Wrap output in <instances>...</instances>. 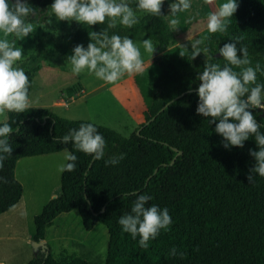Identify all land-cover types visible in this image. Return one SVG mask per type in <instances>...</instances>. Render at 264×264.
<instances>
[{"label":"trees","instance_id":"trees-1","mask_svg":"<svg viewBox=\"0 0 264 264\" xmlns=\"http://www.w3.org/2000/svg\"><path fill=\"white\" fill-rule=\"evenodd\" d=\"M53 2L32 0V6ZM174 2L165 0L168 7ZM236 3L238 9L229 19L226 32L206 31L196 38L204 41L201 46L209 55L195 69L179 55L163 52L172 43V33L162 7L160 15L149 13L146 36L157 52L154 63L164 71L153 86L152 104L144 113V122L127 137L90 121L63 118L47 108L7 112L0 126L8 123L13 128L8 136L12 154L0 169V177L6 181L0 182V214L22 197L23 187L15 176L19 159L67 150L77 156L76 168L60 173L59 193L34 215L33 241L45 239L46 229L58 215L76 210L85 230L96 223L105 226L108 240L104 264H264V177L255 175V183L247 180L255 166L249 149L259 150L254 136L244 141L243 147L226 149L223 138L214 131L215 123L196 113L198 76L205 64H222L218 49L225 43L241 37L237 48L247 47L252 66L259 62L264 68V0ZM190 9L205 17L206 0L193 1ZM105 29L109 36L138 37L136 26L108 29L106 18L103 24L79 23L75 31L58 40L55 49L71 56L75 46L87 48L92 32ZM257 82L264 84V75L257 73ZM249 111L264 134V116L260 115L264 110ZM82 123L94 124L104 137L101 160L76 151L71 142H56ZM121 154L124 158L117 165H105ZM133 193L151 196L146 207L155 204L167 208L172 219L169 229L161 230L147 249L140 248L139 237L134 240L118 223L120 216L130 213ZM172 248L177 251L175 256L170 254ZM29 264L92 263L73 253L54 257L48 252Z\"/></svg>","mask_w":264,"mask_h":264},{"label":"clouds","instance_id":"clouds-1","mask_svg":"<svg viewBox=\"0 0 264 264\" xmlns=\"http://www.w3.org/2000/svg\"><path fill=\"white\" fill-rule=\"evenodd\" d=\"M211 2V0H206ZM163 0H137L136 7L153 15H160ZM173 18L169 24L176 29L180 20L177 13L185 12L191 7L190 0H175L169 5ZM236 0H226L215 12L208 15L207 30L209 33L226 32L228 21L237 11ZM32 12L27 0H0V116L6 112L23 113L30 108L28 95L29 80L22 68L14 67L22 58V50L16 47L17 40H9V36L18 39L29 36L34 31L31 23H25L24 18ZM51 12L57 20H75L86 25L103 24L109 18L108 29H114L117 21L127 28L138 23L134 10L127 0H54ZM191 17L187 22L191 21ZM51 21H49L50 23ZM241 37H235L218 49L220 56L227 62L220 64H205L198 76L197 95L199 103L196 113L204 118H210L209 123H215L214 131L223 138V147H243L244 141L254 136L258 151L249 149V155L255 159V166L249 170L247 180L255 183V175L264 177V134L260 132L261 125L249 109L264 110V84L257 82V73L264 75V68L257 62L252 66L248 48H237ZM91 42L87 48L83 45L74 47L73 54L68 57L71 71L79 75L85 70L105 83L113 84L122 76L141 71L143 60L140 48L129 37L119 35L109 36L107 29L100 33L92 32ZM204 43L196 39L191 44V59H195L202 50ZM143 48L152 53L154 45L150 40L142 41ZM180 56L188 52L186 46H181ZM203 51H207L204 48ZM242 55H238L237 53ZM233 67L240 69L234 71ZM218 121V123H217ZM231 121V122H230ZM13 128L8 123L0 126V169L4 161L12 154L8 136ZM57 143L71 142L76 151L101 160L105 153L104 137L92 123H82L78 129H70L56 140ZM123 154L105 161V165H117ZM77 156L65 151L64 161L57 166V171L71 172L76 168ZM0 182H6L0 177ZM130 213L119 217L118 223L124 233L138 239L139 247L147 249L149 241L155 239L161 230H168L172 223L167 208L158 205L147 206L152 199L147 194H136ZM175 256V248L170 250ZM182 255V254H181Z\"/></svg>","mask_w":264,"mask_h":264},{"label":"rangeland","instance_id":"rangeland-1","mask_svg":"<svg viewBox=\"0 0 264 264\" xmlns=\"http://www.w3.org/2000/svg\"><path fill=\"white\" fill-rule=\"evenodd\" d=\"M193 1L195 0H190V3ZM224 2L226 0L206 2L208 10L205 17H199L191 9L177 13L175 18L179 19L180 23L176 29H173L169 24V20L173 18L170 7L163 0L162 15L172 33V43L163 52L179 55L191 69H195L199 62L206 60L209 53L205 51H202L195 59H191V44L200 34L208 31L206 27L208 15L215 12ZM9 3H14V0H9ZM127 3L138 18V23L134 25L138 37L133 39V42L140 48L143 67L139 72L126 73L117 82L108 84L96 78L94 74H89L87 70L79 75L73 74L68 63L70 56H64L55 49L58 40L75 31L80 22L57 20L51 12L52 3L35 8L32 6V0H27L32 12L24 20L25 23L33 25L34 31L22 39L15 36H9L8 39L17 40L15 46L22 50L23 56L14 67L22 68L28 77L30 108H47L62 117L90 121L115 129L125 137L133 132L130 128L118 129L120 122L128 119L119 113L120 105L116 99L131 115H135L143 100L148 99L150 83L158 65L150 62L157 54L155 47L150 53L142 45L143 40H150L145 30L149 13L134 6L137 0H127ZM189 17L192 19L186 23ZM107 20L109 23V18ZM117 26L124 27L119 21ZM0 38H3L2 34ZM150 41L154 45V42ZM181 46H186L188 49L183 57L179 54L184 50ZM200 48L203 50V46L200 45ZM225 63L227 62L223 60L221 66ZM233 70L240 71L235 67ZM80 86L83 91L69 103L68 108L66 103L69 100L65 96L70 90L79 91ZM56 107L62 109L56 110ZM6 118L7 112L0 116V122ZM65 151L24 157L17 161L15 176L22 184L23 193L16 205L0 214L1 264H29L32 259L43 254L35 251L33 247V217L40 212L50 198L60 191V172L57 171V166L64 161ZM44 240L54 257L73 253L88 259L92 264L105 262L108 240L105 226L96 223L92 229L85 230L76 210L58 215L53 225L46 229Z\"/></svg>","mask_w":264,"mask_h":264},{"label":"crops","instance_id":"crops-1","mask_svg":"<svg viewBox=\"0 0 264 264\" xmlns=\"http://www.w3.org/2000/svg\"><path fill=\"white\" fill-rule=\"evenodd\" d=\"M145 60V57L143 58ZM145 62V61H144ZM150 62H154L153 60ZM149 62V63H150ZM155 64V63H154ZM157 65V64H156ZM152 67L154 68L153 64ZM158 70V71H157ZM164 69L161 66H157L156 67V74L155 76H153V79L150 83V87H149V93H148V99L147 100H143L142 105L139 107L138 111L135 113V115H131L130 112L124 108V106L120 103V101L118 99H116V102L118 103L119 106V113L122 114L123 117L127 118L128 120H124L122 122H120V125H118V129H132L134 131V129L136 127H138V125L142 122H144V113L146 111L149 110L151 104H152V98H153V86L155 84V81L158 79V77L163 73ZM83 91L82 86H80V90H70L68 92V94L65 96L66 99L69 100V102L66 103L67 107L69 108V103L71 101H73V99L77 96H79V93ZM62 103H63V99H62ZM62 108L56 107V110H59ZM58 115V114H57ZM60 116V115H59ZM62 117V116H61ZM66 118V117H63ZM70 119V118H67ZM106 127V126H105ZM109 128V127H108ZM112 129V128H111ZM115 130V129H113ZM116 131V130H115ZM56 196V195H54ZM46 242V241H45ZM1 264V263H0Z\"/></svg>","mask_w":264,"mask_h":264},{"label":"water","instance_id":"water-1","mask_svg":"<svg viewBox=\"0 0 264 264\" xmlns=\"http://www.w3.org/2000/svg\"><path fill=\"white\" fill-rule=\"evenodd\" d=\"M262 103H264V102L262 101ZM164 107H165V106H163V107L161 108V110H162ZM260 115L263 116L264 113L261 112ZM153 118H154V117H152L151 119H149L148 121H146V123L150 122ZM140 128H141V127L138 128V130H137L136 133L139 132ZM180 153H181L180 151L177 152V154H180ZM172 161H173V160H172ZM172 161H171V162H172ZM155 171H156V170H155ZM103 209H104V207H102V210H103ZM33 247H34V250H35V251H40V252L44 253L45 255L49 252V249H48V247H47V244H46L45 240H41V241H33Z\"/></svg>","mask_w":264,"mask_h":264},{"label":"flooded vegetation","instance_id":"flooded-vegetation-1","mask_svg":"<svg viewBox=\"0 0 264 264\" xmlns=\"http://www.w3.org/2000/svg\"><path fill=\"white\" fill-rule=\"evenodd\" d=\"M264 113V111H262ZM264 116V115H263Z\"/></svg>","mask_w":264,"mask_h":264}]
</instances>
